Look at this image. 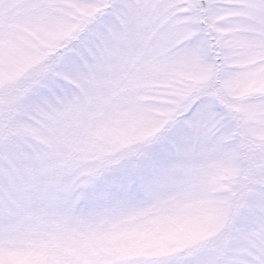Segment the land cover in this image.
Returning <instances> with one entry per match:
<instances>
[{"label":"snow or ice","instance_id":"obj_1","mask_svg":"<svg viewBox=\"0 0 264 264\" xmlns=\"http://www.w3.org/2000/svg\"><path fill=\"white\" fill-rule=\"evenodd\" d=\"M0 264H264V0H0Z\"/></svg>","mask_w":264,"mask_h":264}]
</instances>
